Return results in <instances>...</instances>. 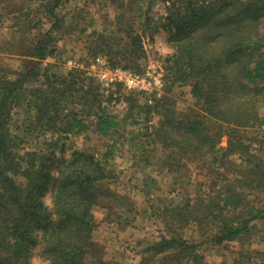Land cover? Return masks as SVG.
Instances as JSON below:
<instances>
[{
	"label": "trees",
	"instance_id": "1",
	"mask_svg": "<svg viewBox=\"0 0 264 264\" xmlns=\"http://www.w3.org/2000/svg\"><path fill=\"white\" fill-rule=\"evenodd\" d=\"M6 1L14 0L0 4ZM38 1V22L30 19V6L20 7L15 17L27 35L39 30L25 41L32 64L0 75V264H30L41 243L50 264H105L94 255L99 247L96 210L103 207L102 200L116 199L109 182L119 138L132 150L139 149L136 140L142 141L140 148L162 156L167 173L176 177L194 159L207 162L211 157L219 167L235 165L226 156L238 150L245 161L263 164L246 132L264 125V0H151L165 5V13L156 18L142 9L141 21L118 13L104 29L87 22L85 6L63 12L64 0ZM77 24L89 54L137 73L145 70L140 62L146 56L144 36L171 31L173 53L166 58L163 94L142 101L144 94L123 93L119 86V95H106L82 69L63 74L52 63L45 66L43 60L55 56L57 43ZM188 97L194 105L180 108L178 103ZM114 98L125 105L124 113L111 112ZM19 113L22 123L14 126ZM154 114L162 116L157 125L152 124ZM90 128L109 140L104 151L85 148L61 159L55 155L63 139ZM224 130L230 139L223 147L219 140ZM28 138L36 140V147H24ZM239 188L229 183L213 193L201 184L194 197L162 207V219L175 222L178 230L170 227L169 236L145 247L138 264H144L146 255L152 258L145 264H205L199 245L180 233L189 225H209L218 244L246 236L262 212L238 211L247 199ZM49 190L52 208L43 199Z\"/></svg>",
	"mask_w": 264,
	"mask_h": 264
},
{
	"label": "rangeland",
	"instance_id": "2",
	"mask_svg": "<svg viewBox=\"0 0 264 264\" xmlns=\"http://www.w3.org/2000/svg\"><path fill=\"white\" fill-rule=\"evenodd\" d=\"M38 2V0L35 2L14 0L0 4V75L4 73V70H21L32 64L31 58L26 53L25 41L37 34L39 30L31 31L27 35L23 30L24 23L17 24L22 25V28L17 27L15 17H18L20 7H24L25 10L31 7L33 10L30 13V19L38 22V19L42 18V12L35 9ZM153 2L151 0H64L61 6L63 12H69L78 5L85 6V11L90 12L87 15V22L90 23L92 20L95 28L104 29V25L108 27L106 24L115 22L114 18L118 13L134 16L138 21L143 19L140 16L142 9H149V13L156 18L164 14L165 5L161 2ZM45 21L46 17L43 18V25L47 27ZM102 23L104 24L102 25ZM81 27L82 25L79 24L71 25L67 31L65 30L66 34L63 35V40L57 43L58 50L55 56L44 59V65L48 66L52 63L54 68L63 74L76 68L82 69L85 71V76L94 78L106 95L111 91L115 92V96L119 95V86H121L120 92H130L122 84H106L98 78L97 74L101 73L104 67H116H112L109 59L103 55L97 57H104L105 64L94 63L96 57L89 54L85 43L87 42L86 36L79 33ZM108 29L106 28L105 31ZM171 34V31L161 30L154 38H150L148 35L144 36L143 45L146 56L140 62L145 70L149 66H153L152 68L161 69L164 74L166 73V58L173 53L169 43ZM121 63L124 64V62ZM151 97L152 95H140L142 101ZM120 102L122 101H116L114 98L110 104L112 113H124L125 105ZM193 103V99L188 97L186 100H181L178 106L187 108L193 106ZM21 114L15 115L14 126L21 125L24 117H20ZM161 120L162 116L154 114L152 124L157 125ZM210 125H214L213 122H210ZM217 128L222 129L219 126ZM257 128V126L248 127L246 132L248 139L246 140L248 143L255 141L252 149L257 158L263 162L261 166H258V163L255 165V163L245 161L247 158L243 156V152L238 150L226 156L235 165L227 164L224 167H219L211 157L207 162H199V159H194L192 164L182 167L177 177L167 173L166 160H163L162 156L156 157L140 148L142 141L136 140L139 149L132 150L128 142L119 138L114 153L113 177L109 182L117 200H102L100 203L103 207L96 210L99 220L98 229L94 232V238L99 243L97 252L94 254L98 255V259H96L101 261V257H103L106 261L105 264H138L142 260L145 247L154 244L163 235L169 236L170 227L178 230L175 222L166 223L162 219L160 216L162 207L168 206L171 202H183L189 194L194 197L201 184L204 190H211L215 193L219 186H223L225 189L229 183H233L240 187L239 190L244 195H247L243 207L238 211L243 215L256 210L262 212V217L251 223L254 226L246 236H241L235 241H224L218 244L212 238L209 225L202 227L189 225L180 233L199 245L200 251L204 255L205 264H261L264 252V175L261 174L264 172V143L260 142L261 134ZM228 133L225 130L221 131L220 146L224 147L229 144L230 135ZM47 137L49 138V135L41 138L45 140ZM255 137L257 138L255 139ZM34 138L36 137L34 136ZM34 138H28L29 142H25L24 147H36ZM41 138L38 139L40 144L43 141ZM63 140L64 145H59L54 149L55 155L59 159L64 156L69 157L74 150L85 148L99 149L102 152L109 144V140L93 128L84 132L72 133ZM258 167L262 168L261 172ZM54 174L57 175L56 169ZM223 175H227L235 182L227 180V177ZM258 177L259 181L256 180ZM237 179H241V181H237ZM190 181L194 184H191ZM43 199L45 204L52 208V190L47 191ZM42 250V243L33 249L30 264H50L42 255ZM151 258L146 255L145 262L151 263Z\"/></svg>",
	"mask_w": 264,
	"mask_h": 264
},
{
	"label": "built area",
	"instance_id": "3",
	"mask_svg": "<svg viewBox=\"0 0 264 264\" xmlns=\"http://www.w3.org/2000/svg\"><path fill=\"white\" fill-rule=\"evenodd\" d=\"M101 62L105 64L104 57H96L94 63ZM144 70L143 73H137L121 67H104L98 78L106 84H122L129 91L140 92L146 95L161 96L164 92V73L161 69L152 68ZM95 73H93L94 75ZM96 75V74H95ZM96 75V76H97ZM262 137H264V125L257 128Z\"/></svg>",
	"mask_w": 264,
	"mask_h": 264
}]
</instances>
